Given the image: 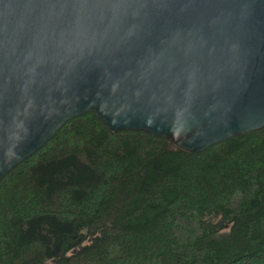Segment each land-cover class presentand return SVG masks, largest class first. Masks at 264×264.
<instances>
[{"label": "water", "instance_id": "water-1", "mask_svg": "<svg viewBox=\"0 0 264 264\" xmlns=\"http://www.w3.org/2000/svg\"><path fill=\"white\" fill-rule=\"evenodd\" d=\"M95 113L200 153L264 127V0H0V182Z\"/></svg>", "mask_w": 264, "mask_h": 264}, {"label": "trees", "instance_id": "trees-1", "mask_svg": "<svg viewBox=\"0 0 264 264\" xmlns=\"http://www.w3.org/2000/svg\"><path fill=\"white\" fill-rule=\"evenodd\" d=\"M0 264H264V127L190 153L70 119L0 182Z\"/></svg>", "mask_w": 264, "mask_h": 264}]
</instances>
